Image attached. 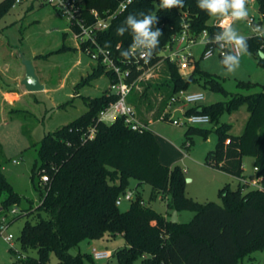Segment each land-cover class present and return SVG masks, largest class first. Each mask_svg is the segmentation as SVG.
<instances>
[{
    "label": "trees",
    "instance_id": "trees-1",
    "mask_svg": "<svg viewBox=\"0 0 264 264\" xmlns=\"http://www.w3.org/2000/svg\"><path fill=\"white\" fill-rule=\"evenodd\" d=\"M122 0H82L86 23L92 19L90 10L100 16L112 13ZM264 22V0L255 1ZM13 6V0H0V19ZM151 14L157 18L162 35L155 50H150L152 61L180 33L184 24L196 37L207 31L212 37L220 34L209 16L197 6V0H183V7L171 9L161 6V0H133L125 10L116 14L108 27L95 34L99 47L121 59L128 55L135 43L131 28L125 18L133 13ZM123 27V34L117 28ZM248 51L264 68V37L246 36ZM143 45H137L140 49ZM84 46H81V50ZM64 45L56 52L65 51ZM220 62L224 68L230 64ZM166 78L160 83H140V93L133 90L127 101L140 115L141 107H149L150 97L158 93L162 98L158 114L165 109L169 98L180 90L193 87L220 93L227 98L209 106L190 108L186 114L201 113L217 126L213 130L189 127L186 143L191 136L207 140L210 133L217 135L215 149L204 159L205 165L218 169L236 179L243 177V160H253L256 177L264 182V86L250 94L229 93L222 79L200 68L195 62L193 71L183 77L177 67L164 62ZM100 76L112 82L113 76L95 63L90 74L82 81L87 83ZM237 86L250 90L258 84L239 81ZM86 110L71 122L45 134L36 149V159L31 167L30 181L38 192L39 201L32 208V201L17 194L7 183L0 170V219L12 209L20 207L24 215L33 214L34 221L25 220L17 241L22 252L33 250L35 256L15 258L10 264H47L53 255L55 264H83L93 261L90 254L70 255L69 250L82 241H95L120 236L125 246L116 249L110 257L118 264H131L142 259V264H239L253 252L264 250V190L241 184L234 190L228 186L219 191L222 204L199 203L185 194L186 179L179 166L166 167L159 160V146L149 129L142 133L130 130L122 118L112 123L96 122L98 112L113 103L116 97L108 89L97 97H81ZM245 108L247 118L239 135L229 133L231 125L220 124L224 113H235ZM93 127L91 139L83 134ZM226 141H229L226 144ZM47 181L40 183V176ZM35 179V183L34 182ZM150 187V196L143 201L140 192L126 211L115 206V200L127 191L130 182ZM158 197L166 200L167 214L154 211L150 205ZM141 202L144 204L142 205ZM194 213L187 223L170 221L173 212ZM15 220L12 219L11 221ZM14 255L12 249L8 250Z\"/></svg>",
    "mask_w": 264,
    "mask_h": 264
},
{
    "label": "rangeland",
    "instance_id": "rangeland-1",
    "mask_svg": "<svg viewBox=\"0 0 264 264\" xmlns=\"http://www.w3.org/2000/svg\"><path fill=\"white\" fill-rule=\"evenodd\" d=\"M253 4L248 2L246 5L249 17L262 18L256 2ZM214 18L211 17L209 23ZM244 22L245 20L236 21L235 25L244 24ZM261 25V34H264L262 20ZM236 33L246 37L249 36L250 31L245 28ZM73 44L66 22L41 0H21L0 19V87L7 86L15 90L14 92H20L25 74L24 62H29L35 77L45 88V91L27 93L18 103L4 108L3 112L0 110V170L14 192L32 201V208H35L39 201L38 192L33 189L30 181V171L36 159L39 141L45 134L71 122L86 110L81 97H97L107 89L108 82L104 76L82 83L90 74L94 63L85 54L71 50ZM63 45L68 49L56 52ZM202 50L203 47L200 46L193 49L195 60L199 61L202 70L219 76L227 92L250 94L261 91L260 86H264V68L257 64L253 56L242 55L239 66L230 64L229 68H224L216 55L206 60L200 59ZM166 76L165 64L161 62L141 83H160ZM239 81H249L259 86L244 90L237 86ZM192 89L201 90L204 93L203 106L227 100L220 93L197 87ZM135 91L140 93L141 86ZM162 98L158 93L153 94L149 99V107L142 106L139 115L144 121L151 120L149 129L155 135L159 146L160 163L170 168L175 166L181 168L186 179L187 197L199 203L213 202L221 205L219 191L226 186L234 190L237 184L235 180L217 176L204 163L207 153L215 149L217 135L212 132L205 140L195 134L191 136L192 143L189 147L183 146L186 140L185 133L189 127L213 130L217 125L209 123L200 126H175L168 120H160L162 113L158 114V112ZM246 115L244 107L235 113H224L220 118V124H230L229 133L239 135L243 130ZM177 117L179 115H175V118ZM185 154L188 158L184 157ZM243 168L247 180L255 179L250 158L244 159ZM245 187V190L252 188L248 185ZM260 188L264 190V182L260 183ZM127 191L133 193V199L136 193L140 192L146 203L150 196V187L137 186L135 181L130 182ZM130 203L121 200L118 209L126 211ZM150 205L159 214L166 215L168 212L166 200L161 197L152 201ZM193 216V212L182 211L178 214V222L187 223ZM14 218L15 220L11 221ZM4 220L7 224L6 233L11 234V246L16 252L14 255L10 254L9 245L0 238V264H10L15 255L35 256L33 250L22 252L17 241L24 221H34L33 214L24 215L20 207H17L15 214H7ZM123 246L125 241L120 236H115L95 241H82L70 249L69 254H89L91 248L113 253ZM47 264H55L53 255L49 256ZM83 264H118V262L112 256L107 260L91 262L84 260ZM131 264H142V259L139 258ZM239 264H264V250L251 253Z\"/></svg>",
    "mask_w": 264,
    "mask_h": 264
},
{
    "label": "built area",
    "instance_id": "built-area-1",
    "mask_svg": "<svg viewBox=\"0 0 264 264\" xmlns=\"http://www.w3.org/2000/svg\"><path fill=\"white\" fill-rule=\"evenodd\" d=\"M21 0H13V5L20 3ZM33 1V0H28ZM129 0H122L112 13H106L100 16L96 11L90 10L88 15L92 22L86 23L82 10V0H41V2L49 6L61 19H63L69 29L72 40L77 47L95 64L99 63L105 72L113 76L112 82L107 85L108 91L113 94L116 99L105 109L98 112L96 122L105 124L112 123L116 118L120 117L130 130L142 133L149 130V125L139 120L135 109L127 101L128 96L135 89L139 88V84L149 77L150 73L161 63L166 60L174 64L179 73L186 77L190 74L195 66V58L192 48L199 44L203 50L200 59L206 60L214 57L224 58L227 55H235V46L230 44L226 39L218 38L223 36L222 28L230 26L233 28L236 21L231 18H218L213 22V26L220 29V34H215L210 37L207 31H203L200 35L193 37L189 33L188 25L184 24L180 33L172 38V42L168 44L158 55L159 60L152 61L155 56H151L148 47L140 49H131L128 55L118 59L110 54L109 51L99 47L95 40V34L103 31L108 27V24L116 14H119L132 3ZM256 0H248L255 2ZM244 26L250 31L249 36L262 37L261 18L256 19L253 16L248 17L244 22ZM204 93L202 91L180 90L173 94L165 106L164 111L160 116V120H168L175 126H200L210 123V118L206 114L191 113L186 114L190 108L202 105L204 101ZM175 115L179 117L175 118ZM94 133V128L90 127L83 134L86 139H91ZM229 141H226L228 144ZM189 143L184 145L189 147ZM257 172V168H253ZM47 177L43 174L40 176V183H45ZM262 178L256 177L253 180L240 179V184L248 185L252 188L260 189ZM133 193L126 191L115 200V206H119L121 200L132 202ZM143 205L144 203L141 202ZM16 210L12 209L9 214H15ZM7 224L4 218L0 219V238L3 242L9 245V248L16 251L11 246L12 236L6 233ZM90 256L93 261L107 260L111 253L107 250H90Z\"/></svg>",
    "mask_w": 264,
    "mask_h": 264
},
{
    "label": "clouds",
    "instance_id": "clouds-1",
    "mask_svg": "<svg viewBox=\"0 0 264 264\" xmlns=\"http://www.w3.org/2000/svg\"><path fill=\"white\" fill-rule=\"evenodd\" d=\"M131 2V0H129ZM248 0H197V6L200 10L205 11L209 16L220 18H231L234 21H244L249 17L247 9ZM161 6L171 9L173 7H183V0H161ZM141 18L133 13L125 18V23L131 28L135 43L133 49L137 45H143L150 50H155L159 45V37L162 32L159 28L153 30V26L157 24V18L151 14L139 13ZM124 28L118 27L117 33L123 34ZM223 36L218 38L226 39L230 44L235 46L236 54L224 57V64L240 65L242 55H250L248 44L244 36L238 35L230 26L222 28Z\"/></svg>",
    "mask_w": 264,
    "mask_h": 264
},
{
    "label": "crops",
    "instance_id": "crops-1",
    "mask_svg": "<svg viewBox=\"0 0 264 264\" xmlns=\"http://www.w3.org/2000/svg\"><path fill=\"white\" fill-rule=\"evenodd\" d=\"M252 3V5H254L253 3L254 2H251ZM55 13V12H54ZM56 14V13H55ZM57 15V14H56ZM218 18H220V17H215L214 18V20L211 22V24H213V22L216 20V19H218ZM66 26H67V24H66ZM67 29H68V27H67ZM233 30H235V32H240V31H243V29L245 30V26H244V24H239V25H235L234 24V26H233V28H232ZM68 31H69V29H68ZM70 33V32H69ZM262 37H264V34H262ZM74 42V41H73ZM197 46H200V47H202V45H199V44H197V45H195L193 48H192V52H193V49L194 48H196ZM71 50H75V51H78V52H80V53H83L78 47H77V45H76V43L74 42V44H73V47L71 48ZM84 54V53H83ZM196 61V60H195ZM197 62V61H196ZM76 63H78V61H76ZM6 68V66L4 67V69ZM4 73H6L5 72V70H4ZM37 78V77H36ZM5 80H7V78L5 79ZM1 81H3V80H1ZM37 81H38V83H39V85H41L42 86V90H39V91H45V88H44V86L41 84V82H40V80H38V78H37ZM22 86V85H21ZM190 91H201V90H194V89H189ZM15 90H11L10 88H8L7 86H3L2 88L0 87V110L3 112V110H4V108H7V107H10V106H13L15 103H18L19 101H20V99H21V97L22 96H24L25 94H27V93H29V92H26L25 91V89H24V87L22 86V89L20 90V92H14ZM37 92V91H36ZM31 93H33V92H31ZM30 93V94H31ZM138 118H139V120L140 121H142V122H144V123H147L148 125L151 123V120H149V121H144V120H142L139 116H138ZM246 118H247V115H246ZM246 118H245V120H246ZM184 157H186V158H188V155H184ZM251 163H252V167H253V160L251 159ZM205 166V165H204ZM242 166H244V160H243V165ZM206 167L207 168H209V169H211L212 170V172H214V174H216L217 176H220L221 178H228V180H230V179H232V180H235L236 181V184H237V187H238V185H240V179H236V178H234V177H231V176H229V175H227V174H225L224 172H222V171H220V170H218V169H215V168H212V167H209V166H207L206 165ZM254 168V167H253ZM255 173V172H254ZM242 179H246V177H245V175H244V168H243V177H242ZM247 180V179H246ZM236 187V188H237ZM92 249V248H91Z\"/></svg>",
    "mask_w": 264,
    "mask_h": 264
},
{
    "label": "water",
    "instance_id": "water-1",
    "mask_svg": "<svg viewBox=\"0 0 264 264\" xmlns=\"http://www.w3.org/2000/svg\"><path fill=\"white\" fill-rule=\"evenodd\" d=\"M24 67H25V74L21 82V85L24 87L25 91L31 93L42 90V86L39 85L30 63L24 62ZM170 221L173 223H176L178 221L177 213L175 211L172 213Z\"/></svg>",
    "mask_w": 264,
    "mask_h": 264
}]
</instances>
